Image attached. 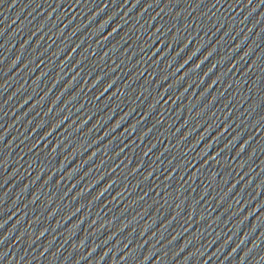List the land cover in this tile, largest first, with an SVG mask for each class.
<instances>
[{
    "label": "water",
    "instance_id": "water-1",
    "mask_svg": "<svg viewBox=\"0 0 264 264\" xmlns=\"http://www.w3.org/2000/svg\"><path fill=\"white\" fill-rule=\"evenodd\" d=\"M0 264H264V2L0 0Z\"/></svg>",
    "mask_w": 264,
    "mask_h": 264
},
{
    "label": "snow or ice",
    "instance_id": "snow-or-ice-1",
    "mask_svg": "<svg viewBox=\"0 0 264 264\" xmlns=\"http://www.w3.org/2000/svg\"><path fill=\"white\" fill-rule=\"evenodd\" d=\"M77 2H78V0H77ZM262 2H264V0H262ZM147 257H145V259H146Z\"/></svg>",
    "mask_w": 264,
    "mask_h": 264
}]
</instances>
